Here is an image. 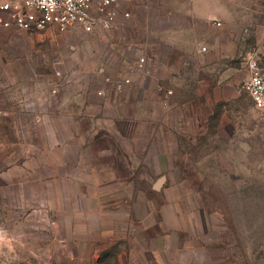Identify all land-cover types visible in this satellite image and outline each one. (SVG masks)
Here are the masks:
<instances>
[{"label": "rangeland", "instance_id": "374dc122", "mask_svg": "<svg viewBox=\"0 0 264 264\" xmlns=\"http://www.w3.org/2000/svg\"><path fill=\"white\" fill-rule=\"evenodd\" d=\"M254 9L252 51L264 0ZM113 34L21 31L0 10V264H264V113L244 88L247 60L221 97L196 58L152 66L132 46L121 55ZM120 98L121 118L138 121L118 141L102 119ZM94 133L106 150L95 177L100 146H77ZM99 187L121 220L86 216Z\"/></svg>", "mask_w": 264, "mask_h": 264}, {"label": "crops", "instance_id": "0c3cea01", "mask_svg": "<svg viewBox=\"0 0 264 264\" xmlns=\"http://www.w3.org/2000/svg\"><path fill=\"white\" fill-rule=\"evenodd\" d=\"M121 2L122 9L131 14L129 19L121 16V31L114 32L115 34L112 35L113 38L118 36L119 39L120 37L118 45H121L119 48L121 55L132 46L139 55L147 52L148 64L152 66L163 65L169 62V59L173 61L178 57L177 63L185 67L190 64L191 58H196L201 63L202 69L215 72L218 82L217 90L221 97L226 90L235 91L239 83L236 77V60L242 57L247 60L250 54L256 51L264 53V46H259V49L255 51L246 47L247 38L263 28L256 18L254 9L259 0H121ZM218 23L220 26L217 25ZM146 36L149 37L146 38ZM194 42L203 45L206 48L205 52H202L200 48H194L192 46ZM164 47L175 56L164 53ZM245 54L246 57H244ZM247 72L249 79L248 68ZM111 80L118 81L121 78ZM202 81L204 80L201 78L195 79L196 83ZM118 94L121 95V92ZM113 105V115L102 120L107 126L106 135L112 140L119 141L123 125H136L138 120L129 117L121 118V98ZM84 115L90 116L89 118L95 117L91 114ZM94 135L97 134H93L92 140L87 137L85 142L80 139V143L77 144L79 148H87L86 150L91 154H94V150L100 146V150L96 151L100 156L93 155L96 157L90 159L91 164L86 169V173L93 177H95V170L92 163H103L106 152L103 148L105 147L103 146L104 141H93ZM60 146L66 147L67 145L60 144ZM66 153L65 150H61L62 155ZM89 170H92V174ZM111 172V177H114L113 171ZM161 189L156 192H160ZM106 190V187L95 189L93 195L97 193L99 196L91 200L93 208L85 210L86 216L91 217L101 226L107 220H121V215H118L121 212V201H105L103 196L107 193ZM119 192L121 194V189L117 190V194ZM164 232H166L164 238L167 240L169 230L165 229ZM162 248H168L167 244L165 243L160 249L155 247L152 252L163 253Z\"/></svg>", "mask_w": 264, "mask_h": 264}, {"label": "built area", "instance_id": "2783aa9c", "mask_svg": "<svg viewBox=\"0 0 264 264\" xmlns=\"http://www.w3.org/2000/svg\"><path fill=\"white\" fill-rule=\"evenodd\" d=\"M122 5L121 0H0V10L8 15L17 29L26 32L44 29H54L60 33L116 32L121 29V16L131 18L130 12L123 10ZM217 25L220 26L219 23ZM262 56L264 53L256 51L248 57L250 75L244 88L255 108L264 113ZM134 68L142 71L144 63L137 62ZM106 81L110 83L111 79ZM129 84L130 78H124L115 84V89L121 91ZM100 95H104V92H100Z\"/></svg>", "mask_w": 264, "mask_h": 264}, {"label": "water", "instance_id": "95a60500", "mask_svg": "<svg viewBox=\"0 0 264 264\" xmlns=\"http://www.w3.org/2000/svg\"><path fill=\"white\" fill-rule=\"evenodd\" d=\"M164 182H165V177L163 176V177L160 178V180L155 185V187H154L155 190H160L161 187L163 186Z\"/></svg>", "mask_w": 264, "mask_h": 264}]
</instances>
